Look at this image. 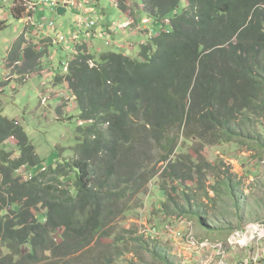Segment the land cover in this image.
Here are the masks:
<instances>
[{
	"label": "trees",
	"instance_id": "obj_1",
	"mask_svg": "<svg viewBox=\"0 0 264 264\" xmlns=\"http://www.w3.org/2000/svg\"><path fill=\"white\" fill-rule=\"evenodd\" d=\"M127 2L119 10L134 21ZM143 2L161 30L135 58L119 50L96 60L78 44L65 76L55 78L76 98L80 123L89 122L79 128L74 161H42L23 127L0 110V264H60L54 261L84 252L136 210L141 204L128 210V201L155 181L170 200L194 183L212 200L209 174L230 168L206 161L200 149L191 154L194 145L264 146V0ZM11 14L18 19L21 9ZM108 29L103 39L117 31ZM24 43L23 35L9 64L20 52L37 56Z\"/></svg>",
	"mask_w": 264,
	"mask_h": 264
},
{
	"label": "rangeland",
	"instance_id": "obj_2",
	"mask_svg": "<svg viewBox=\"0 0 264 264\" xmlns=\"http://www.w3.org/2000/svg\"><path fill=\"white\" fill-rule=\"evenodd\" d=\"M72 1L74 7L60 6L65 14L59 17L57 10L60 7L40 5L36 0H0V110L3 117L23 127L39 158L47 164L59 158L74 161L75 149L81 142L79 128H86L89 123H80L76 98L65 79L61 83L55 79L65 76L69 65H64L68 57L74 55L75 48L77 52L78 46L87 45L88 49L92 48L96 60L103 53L119 50L127 51V54L131 52L135 58L141 44L161 30L150 19L147 24L142 22L147 19L142 11L143 0H128L126 3L128 10L133 11L135 23L127 20L131 13L127 12L126 16L119 10L121 0ZM26 2L33 4L34 9L30 10ZM15 7L21 9L18 19L11 14ZM85 7L94 8L95 13L81 15L78 19L76 13ZM100 7L106 10L107 15H101ZM92 21L96 26L90 31L84 29V32L91 33L90 39H85L86 35L82 33L79 41L69 40L75 35L70 32L76 29V25V31L80 32ZM170 22L166 20L168 25ZM167 26L162 29H168ZM102 27L117 31L109 33L103 41L98 37L94 39L93 33L100 36ZM38 33L43 40L39 42L37 39L34 44ZM23 35L26 39L24 49L29 45L35 47L33 51L37 56L26 58L20 50L19 62L9 64L8 55ZM59 37L66 42L56 43ZM33 63L35 67L31 70ZM90 64L93 67L94 63ZM139 130L142 139L146 132L145 129ZM2 148L14 156L17 154L10 144ZM195 149H200L206 161L218 167L223 163L230 168L228 172L223 167L217 169V176L209 174L205 187L212 200L195 187L196 183L179 189L170 200L160 194L155 181L145 188L144 193L128 201V210L136 207L138 202L141 205L126 217H119L107 231L108 237L98 239L82 253L66 259L58 258L54 262L264 264V146L257 145L252 149L243 143L203 148L194 145L190 153H195ZM225 181L229 182L231 190L223 186ZM213 186L217 193L212 190ZM253 227L247 235L249 228Z\"/></svg>",
	"mask_w": 264,
	"mask_h": 264
},
{
	"label": "built area",
	"instance_id": "obj_3",
	"mask_svg": "<svg viewBox=\"0 0 264 264\" xmlns=\"http://www.w3.org/2000/svg\"><path fill=\"white\" fill-rule=\"evenodd\" d=\"M40 5H49L51 8L52 7H60L61 5H69V7H74V3L72 0H36ZM26 4L29 6L30 10H33L34 9V5L29 3V2H26ZM147 21L148 19H145L143 20V23L144 24H147ZM22 22V21H21ZM85 25V24H84ZM94 26H96V23L94 21L92 22H89L87 25H85V27H83L82 29H80V32L79 33H74L75 35H72V37L69 39V40H73V41H79L80 40V37L82 35V30L86 29L88 31H90ZM122 26V25H121ZM39 35L41 33H38ZM92 36H91V33L89 32V34L87 35V38L90 39ZM66 42V39H64L63 37H59L58 40L56 41V43L60 44V43H65ZM67 72V71H66ZM24 169L20 170L18 172L19 175H22L24 173L23 171ZM23 172V173H21ZM31 179V176H28L27 175V178L26 180H29ZM251 229H254L253 228H249V230L247 231V235L250 233V231H252ZM246 235V236H247ZM192 239V237L190 238V240ZM205 244H203L202 246L204 247Z\"/></svg>",
	"mask_w": 264,
	"mask_h": 264
},
{
	"label": "crops",
	"instance_id": "obj_4",
	"mask_svg": "<svg viewBox=\"0 0 264 264\" xmlns=\"http://www.w3.org/2000/svg\"><path fill=\"white\" fill-rule=\"evenodd\" d=\"M76 1H78V0H76ZM78 2H80V1H78ZM83 3V2H82ZM84 4V3H83ZM84 6H88V5H86V4H84ZM75 10L76 9H79V8H74ZM83 9H87L86 11H84ZM83 9H80V11H78L77 13H76V15H77V18L78 19H80V17H81V15H83V16H89L91 13H95V10H94V8H87V7H85V8H83ZM100 13H101V15L102 16H104V15H107L106 14V10L104 9V8H102V7H100ZM82 22H84V20L82 21ZM79 23V22H78ZM77 23V24H78ZM77 25H76V29H77ZM76 29H73V30H71V32L70 33H72V32H74V33H79V31H76ZM105 32H106V29H104L103 27L101 28V31H100V36H98L96 33H93V35H95L94 37V39H97V37L99 38L98 40H104V39H101V37H105V36H103V34H105ZM82 33H84L85 35H86V38L85 39H88L87 38V35L89 34V32L88 31H86V32H84V30H83V32ZM83 38V37H82ZM39 40V42H41L42 40H43V36L42 35H37V37L35 38V40L33 41V43L34 44H36L35 43V41L36 40ZM26 40V39H25ZM41 40V41H40ZM29 41V40H28ZM85 42H86V40H85ZM118 45H120V43H118V42H116ZM143 44V43H142ZM131 53V52H130ZM156 231V230H155Z\"/></svg>",
	"mask_w": 264,
	"mask_h": 264
},
{
	"label": "water",
	"instance_id": "obj_5",
	"mask_svg": "<svg viewBox=\"0 0 264 264\" xmlns=\"http://www.w3.org/2000/svg\"><path fill=\"white\" fill-rule=\"evenodd\" d=\"M64 14H65V10H63V9L57 10V16L62 17V16H64ZM127 55H130V53L128 52Z\"/></svg>",
	"mask_w": 264,
	"mask_h": 264
},
{
	"label": "bare ground",
	"instance_id": "obj_6",
	"mask_svg": "<svg viewBox=\"0 0 264 264\" xmlns=\"http://www.w3.org/2000/svg\"><path fill=\"white\" fill-rule=\"evenodd\" d=\"M28 1V0H27ZM16 5V4H15ZM36 5V4H35ZM28 6V5H27ZM37 6V5H36ZM13 8V7H12ZM61 8V7H60ZM62 9V8H61ZM25 12V11H24ZM31 12V11H30ZM33 12V11H32ZM31 14V13H30ZM33 14H34V12H33ZM32 16V15H31ZM21 18V17H20ZM33 19V18H32ZM30 20V19H29ZM32 21V20H31ZM32 23V22H31ZM28 25V24H27ZM32 25V24H31ZM77 43V42H76ZM15 45V44H14ZM68 64L66 63L65 65H64V67L65 66H67ZM167 138V137H166ZM68 209V208H67ZM80 214V213H79ZM63 222V221H62Z\"/></svg>",
	"mask_w": 264,
	"mask_h": 264
},
{
	"label": "clouds",
	"instance_id": "obj_7",
	"mask_svg": "<svg viewBox=\"0 0 264 264\" xmlns=\"http://www.w3.org/2000/svg\"><path fill=\"white\" fill-rule=\"evenodd\" d=\"M145 20V19H144ZM143 22V21H142ZM133 23H135L134 21H133ZM39 35V34H38Z\"/></svg>",
	"mask_w": 264,
	"mask_h": 264
}]
</instances>
